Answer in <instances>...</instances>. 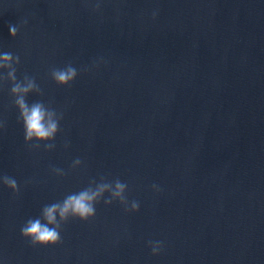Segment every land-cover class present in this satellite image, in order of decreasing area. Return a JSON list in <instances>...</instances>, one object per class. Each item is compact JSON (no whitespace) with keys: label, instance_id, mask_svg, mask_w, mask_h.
<instances>
[{"label":"water","instance_id":"water-1","mask_svg":"<svg viewBox=\"0 0 264 264\" xmlns=\"http://www.w3.org/2000/svg\"><path fill=\"white\" fill-rule=\"evenodd\" d=\"M6 52L59 130L25 141L0 68V264H264V0H0ZM101 185L58 243L21 234Z\"/></svg>","mask_w":264,"mask_h":264},{"label":"clouds","instance_id":"clouds-1","mask_svg":"<svg viewBox=\"0 0 264 264\" xmlns=\"http://www.w3.org/2000/svg\"><path fill=\"white\" fill-rule=\"evenodd\" d=\"M17 27L10 26V34L12 37L17 35ZM19 63V57L13 56L12 53L0 54V68H9L8 78L13 81L11 93L16 96L15 104L19 109L20 120L23 122L25 131V141H31L33 139L38 141L49 140L52 141L59 130V119H55V111L47 110L41 102H35L31 105L28 104L25 96L32 91H39L34 78L24 77L25 82H18L16 79V69L13 67ZM53 80L58 85H68L77 76V70L68 65L64 69H53L51 72ZM48 148L54 147V145H46ZM78 163L79 160L77 159ZM3 182L14 191L17 190V183L15 179L5 176ZM108 185H101L97 191L84 190L77 194L67 196L62 203H53L46 205L42 210V216L46 223H43L41 219H29L27 223L21 228V234L25 238L31 239L33 244L39 245H54L60 241V224L57 222V213L61 220H67L69 215L77 217L82 221L88 220L95 215L94 202L98 200V197L102 194ZM116 192L115 196L123 198V192L126 189V184L116 180L115 183ZM105 203H111V201H105ZM138 203L133 202V211L138 210ZM49 225H54L50 227ZM159 243L153 246V253L155 254L159 250Z\"/></svg>","mask_w":264,"mask_h":264}]
</instances>
